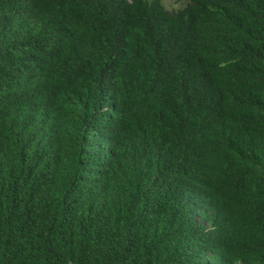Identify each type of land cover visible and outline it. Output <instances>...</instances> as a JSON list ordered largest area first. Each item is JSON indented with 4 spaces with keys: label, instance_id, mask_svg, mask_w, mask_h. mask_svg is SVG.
Here are the masks:
<instances>
[{
    "label": "trees",
    "instance_id": "obj_1",
    "mask_svg": "<svg viewBox=\"0 0 264 264\" xmlns=\"http://www.w3.org/2000/svg\"><path fill=\"white\" fill-rule=\"evenodd\" d=\"M0 264H264V0H0Z\"/></svg>",
    "mask_w": 264,
    "mask_h": 264
},
{
    "label": "rangeland",
    "instance_id": "obj_2",
    "mask_svg": "<svg viewBox=\"0 0 264 264\" xmlns=\"http://www.w3.org/2000/svg\"><path fill=\"white\" fill-rule=\"evenodd\" d=\"M188 0H162L164 7L167 11L171 12L183 7Z\"/></svg>",
    "mask_w": 264,
    "mask_h": 264
}]
</instances>
